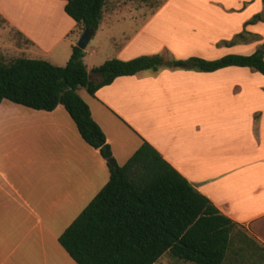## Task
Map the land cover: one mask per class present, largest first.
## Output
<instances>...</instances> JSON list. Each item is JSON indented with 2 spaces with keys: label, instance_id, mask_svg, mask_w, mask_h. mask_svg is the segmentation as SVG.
<instances>
[{
  "label": "crops",
  "instance_id": "obj_1",
  "mask_svg": "<svg viewBox=\"0 0 264 264\" xmlns=\"http://www.w3.org/2000/svg\"><path fill=\"white\" fill-rule=\"evenodd\" d=\"M47 2L37 5L48 11L53 6L65 25L55 40L48 32L42 35L48 47L35 33L0 20L19 39L13 48L22 58L46 57L66 66L81 30L63 15L65 1ZM106 6L88 47L99 43L91 52L87 47L83 59L91 79L102 43L112 50L111 59L122 61L159 54L177 61L217 60L249 56L262 44L254 37L260 39L264 22L246 23L263 12V0H166L148 14L129 4ZM123 11L146 18L128 17L135 24L130 30L132 24L119 16ZM244 30L242 39L225 44ZM83 90L78 94L119 166L149 143L235 223L223 264H264L263 75L241 67L210 73L175 67L119 77L94 96ZM5 102L0 106V264H77L59 237L109 182L107 162L82 139L64 107L45 112ZM155 264L192 263L167 252Z\"/></svg>",
  "mask_w": 264,
  "mask_h": 264
},
{
  "label": "trees",
  "instance_id": "obj_2",
  "mask_svg": "<svg viewBox=\"0 0 264 264\" xmlns=\"http://www.w3.org/2000/svg\"><path fill=\"white\" fill-rule=\"evenodd\" d=\"M61 1L66 2L65 13L83 31L98 29L107 0ZM258 22H264V0L263 12L246 24ZM244 33L225 44H235ZM84 57L85 51L73 46L64 67L26 58L0 63V106L9 101L45 112L64 107L82 139L99 150L109 168V182L59 237L61 247L77 264H155L167 252L192 264H223L235 223L145 141L119 166L78 91L83 88L94 96L119 77L158 73L175 65L207 73L250 68L264 76V44L249 56L227 55L217 60L177 61L160 54L129 61L112 59L93 68L91 80Z\"/></svg>",
  "mask_w": 264,
  "mask_h": 264
},
{
  "label": "rangeland",
  "instance_id": "obj_3",
  "mask_svg": "<svg viewBox=\"0 0 264 264\" xmlns=\"http://www.w3.org/2000/svg\"><path fill=\"white\" fill-rule=\"evenodd\" d=\"M37 1L46 4L50 3L47 2V0H0V8L4 12V13L0 12V17L2 16L6 20V22H8V24L9 21L10 22L13 21L16 25L18 24L26 32L35 33L36 35H38L37 37L40 43L42 44V46L48 47L49 46L48 41L46 40V44H45L42 35L48 32L51 35L50 40H55L57 36L61 33V29H63L65 25L60 18L61 14H59V12L55 10L53 6H52L53 8L52 11L44 10L41 7H38ZM165 1L166 0H110L107 3L106 8H109L114 3H120L121 5L129 4L133 7H138V9L139 8L145 9L147 11L146 13L148 14ZM57 3H61V2H57ZM63 15L64 16L66 15L64 11H63ZM119 16L124 19L126 18L125 22H127V24L129 23L132 24L130 28V30H132L135 24H133L134 21L128 19V17L131 18L133 16H138V15L129 14L127 13V11H123V13H121ZM145 16H146L145 13H143V15H139L138 17L142 18L141 20H143L144 18H146ZM141 20L140 19L137 20L138 24ZM8 27L7 26L5 27L3 25V22L0 20V63H4V64H10L17 59L22 58L21 57L22 55H19L17 52H15V49L13 48L14 42H16V40L19 39L14 37L13 31H11L12 28L11 27L8 28ZM79 27L82 34L83 28L81 26ZM14 30H16L18 33H22L21 30L18 31L15 28ZM260 33H261L260 39H257V37H254L255 39L253 38L254 41L258 40L262 42V44H260V46L257 49H259L264 44V29L261 30ZM75 38L76 36L74 37V42H75V46H77V42L79 39L75 41ZM240 39L242 38H239V40ZM98 43L99 40L98 39L95 40L90 44L87 50L91 52L92 47L98 45ZM106 45H107L106 43H102L100 54L93 61V64H95L97 67L101 66L108 60H112L111 58H113L112 50ZM44 58L45 61L47 60L50 61V59L46 57ZM26 59H32V58H26ZM60 67H64V66L60 65ZM83 91H84L83 89H80L79 93L82 94ZM4 105L5 106L9 105V102H5Z\"/></svg>",
  "mask_w": 264,
  "mask_h": 264
},
{
  "label": "water",
  "instance_id": "obj_4",
  "mask_svg": "<svg viewBox=\"0 0 264 264\" xmlns=\"http://www.w3.org/2000/svg\"><path fill=\"white\" fill-rule=\"evenodd\" d=\"M94 31L92 29H85L81 35V37L79 38L78 42H77V47L83 51L86 50V48L88 47L89 43L91 42V40L93 39L94 36ZM176 68H179V65H175ZM89 80H91V77H89Z\"/></svg>",
  "mask_w": 264,
  "mask_h": 264
}]
</instances>
